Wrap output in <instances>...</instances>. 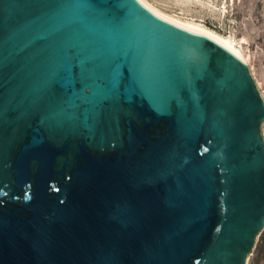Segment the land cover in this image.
<instances>
[{"label": "water", "instance_id": "95a60500", "mask_svg": "<svg viewBox=\"0 0 264 264\" xmlns=\"http://www.w3.org/2000/svg\"><path fill=\"white\" fill-rule=\"evenodd\" d=\"M263 123L245 63L136 0H0V264H247Z\"/></svg>", "mask_w": 264, "mask_h": 264}, {"label": "rangeland", "instance_id": "374dc122", "mask_svg": "<svg viewBox=\"0 0 264 264\" xmlns=\"http://www.w3.org/2000/svg\"><path fill=\"white\" fill-rule=\"evenodd\" d=\"M147 1L167 14L200 22L222 36L234 38L247 57L253 81L264 93V0ZM223 6L225 13L221 15L220 8ZM263 129L264 123V138ZM249 256L247 264H264V228Z\"/></svg>", "mask_w": 264, "mask_h": 264}, {"label": "bare ground", "instance_id": "6f19581e", "mask_svg": "<svg viewBox=\"0 0 264 264\" xmlns=\"http://www.w3.org/2000/svg\"><path fill=\"white\" fill-rule=\"evenodd\" d=\"M137 1V0H136ZM144 9H146L149 13L157 17L158 19H161L171 25H174L175 27H178L179 29H182L184 31H187L189 33H193L196 35H200L203 37H206L210 41L214 42L215 44L219 45L223 49L227 50L230 52L232 55L237 57L239 60H241L243 63L247 65V57L244 56L241 52V49L239 47L238 42L228 36H222L221 34L217 33L214 30H211L210 28L206 27L204 24H201L200 22H194V21H189L186 19H181L176 16H172L170 14H167L163 11H161L159 8L154 6L153 4L149 3L147 0H143L142 3L138 2ZM220 4H224L223 2H220ZM221 15L225 13V7L223 6L220 8ZM232 35V34H231ZM259 93L263 99L264 102V93L261 91L259 88V84L257 86ZM264 131V129H263ZM249 258V257H248ZM248 258L247 261L248 262Z\"/></svg>", "mask_w": 264, "mask_h": 264}, {"label": "snow or ice", "instance_id": "6c2138e0", "mask_svg": "<svg viewBox=\"0 0 264 264\" xmlns=\"http://www.w3.org/2000/svg\"><path fill=\"white\" fill-rule=\"evenodd\" d=\"M137 2H140V3H142V2H143V0H137Z\"/></svg>", "mask_w": 264, "mask_h": 264}]
</instances>
